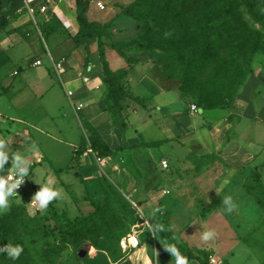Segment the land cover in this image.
Masks as SVG:
<instances>
[{
    "label": "rangeland",
    "instance_id": "374dc122",
    "mask_svg": "<svg viewBox=\"0 0 264 264\" xmlns=\"http://www.w3.org/2000/svg\"><path fill=\"white\" fill-rule=\"evenodd\" d=\"M97 1H102L104 7L99 8ZM155 1L87 0L85 13L87 19L101 29L105 57L111 70L118 72L124 91H140V86L144 91L162 88L174 91V100L182 104L181 109L164 111L159 97L155 101L153 97L146 98L148 101L143 107L124 97L117 118L125 121L121 126L124 134L133 136L136 141L135 137L143 132H152L149 127H146L147 132L142 131L144 120H155L156 126L162 127L164 116L172 118L171 122L166 121L167 124H173L177 119L185 129L172 130L163 135L162 140L153 138L150 152L143 156L144 159H134L136 170L132 179L125 176L128 168L120 158L114 159L113 151L104 156V164H98L90 157L83 164L75 159L74 170L67 175L71 191H67L64 200H54L42 211L34 207L33 196L39 191L35 186L41 187L47 160L37 165L40 163L38 144L32 138L23 142L16 132L15 126L22 128V123L14 121L8 127H0V138L7 140L10 152L21 154L32 162L28 183L11 199L8 211L0 214H8L7 230L9 222L14 223V231L8 235L13 238L7 241L33 238L18 260L12 261L3 253L0 254V264H145L146 257L155 261L157 253L159 264H174V258L166 250L168 245L158 232L155 236L148 232L149 222L153 225L166 222L183 248L199 256L206 254L207 264H264V208L261 205L264 201V0H248L247 7L239 2L238 15H224L221 20L203 25L195 32L196 45L206 51L202 56L207 59L205 73L215 63L216 55L224 54L221 48H213L216 44H224L229 38L235 46L239 47L243 42L248 48V56H244L247 64L242 67L245 69L244 78L235 90L232 102L207 111L198 108L200 103L192 96L193 91L182 90L184 84L190 90L195 89L197 78L187 76V71L191 70L186 63L187 54L180 51L182 42L179 37L171 36L172 22L168 18L173 12L168 4L170 0H157L168 6L164 16L159 14V17H165L162 28L151 18L138 16L143 8ZM171 1L179 4L183 0ZM206 1L204 12L210 16L223 11L231 2ZM31 6L33 13L24 0H0V87H14L17 80L23 81L28 74V71L22 72L25 66L30 67L38 58L41 59L42 73L32 71L29 79L33 81L43 74L46 78L51 77L52 80L47 81L52 83L53 62L62 60L67 65L63 70L66 77L73 79L79 88L78 79L90 74L92 60L94 71L101 67L97 37L90 38L85 48L79 47L73 52L71 35L75 24L72 26L66 21L68 29L50 13L46 16L36 10V6ZM65 8L70 10V6ZM168 20L170 25L166 22ZM173 23L185 26L181 19L175 18ZM29 37L35 39V48H32ZM164 37L172 40L171 45L165 44L171 52L179 50L174 61L170 62L168 52H161L157 45L155 50L148 49L154 38ZM87 53L89 62L85 64ZM235 54L238 55L236 62L241 63L240 54H243L237 49ZM53 73L56 75L55 71ZM33 87L31 91H44L41 87ZM49 91L53 92L57 104L67 108L62 86L60 88L55 81ZM212 92L196 93L210 98ZM191 105H195L198 111H192ZM104 108L110 118L106 105ZM200 116L203 125H212L206 134L196 131ZM220 120L226 121L224 127L219 128ZM84 122L88 137V133L94 131L93 121L85 118ZM33 143L37 145L36 153L31 149ZM246 151L247 159L237 168L218 156L222 152L236 154ZM162 160L167 161V167L162 166ZM85 165L94 167L92 178L96 179V182L92 181L96 186L94 189L90 188L91 181L86 184L87 192L82 187L81 191L76 190L77 185H83L80 184L83 179L79 169ZM10 167L11 156L5 170H11ZM112 170L117 174H112ZM226 196H231L237 204L231 214L223 212ZM92 201L101 203L99 211L93 212ZM154 208L160 209L155 215L152 214ZM90 212L93 217L83 228H78L74 223ZM210 230L215 231V237L203 241V233ZM128 233H135L139 239V246L133 250H123L119 245L120 239ZM81 250L86 253L80 255ZM189 264L202 263L191 259Z\"/></svg>",
    "mask_w": 264,
    "mask_h": 264
},
{
    "label": "crops",
    "instance_id": "0c3cea01",
    "mask_svg": "<svg viewBox=\"0 0 264 264\" xmlns=\"http://www.w3.org/2000/svg\"><path fill=\"white\" fill-rule=\"evenodd\" d=\"M24 1L29 3L30 5L36 6L41 0ZM67 1L68 0H56L51 2L49 1L47 3V10L44 12V14L47 16V14L50 13L59 20V23L62 26H65L66 28H68L66 21H70V23H72V26L73 24H75V33L77 30L74 13L75 4L74 1ZM65 5L70 6V10L66 9ZM29 41L30 43H32V48H35V39L33 37H29ZM77 48L79 47H74L73 52ZM66 58L68 60L70 58L69 55ZM33 61L30 67L25 66L24 70L22 71H28V74L24 77L23 81H21L20 79L17 80L18 82H16L14 87H0V127H8L9 125L14 124V121H18L23 124L22 128H17V126H15L16 132H19L18 134L23 142L29 140L28 138H32L38 144L40 155V157L38 158L40 159V163H38L37 165L43 163V161L45 160H47L48 162L46 169L47 171L43 172L42 175V183L47 177L49 178L51 176V178H53L56 182V187L62 188L65 194L67 193V191H71L70 188H72L70 187L71 183L69 182V177L67 175L73 172L74 168H72V166L75 163V159L82 162L81 164H83L84 162H88L87 157L80 156L79 158H76L74 153L75 148H77L78 146H83L86 144V141H89L88 137L85 134V118H88V120L92 119L94 131L97 132L106 146L114 152V154H112V156H114V159L120 158L123 164L128 168V172L125 173V176H128L129 179H132L135 176L136 168L134 167L133 163L134 159H144L143 156L150 152V146L154 141L153 138H159L160 140H162L163 138H165L163 135H166L172 130H177L178 128L185 129L184 125H180L179 123H177V119L174 118L173 124H167L166 121L171 122V117L167 118L166 116H164L162 127H158V125L156 126L155 120H144L141 124L142 131L147 132V129L149 127L150 129H152V132H143L142 135L139 136L140 138L135 137L137 142L133 141V136L125 135L122 127L119 125H113L111 123V119L106 115L107 112L104 110V97L106 91L100 77L101 67L97 71H94L93 60L92 65L90 66V74L81 75V77H79V88L75 86V81L71 78L66 77L65 73L63 72V70H65V68L67 67L66 62L58 60L62 64V70L59 74L60 77L57 73L56 75L55 73H53L55 70L52 71L53 78L60 85V88L62 86V81L67 88H70L73 91V101L83 103V107L78 111H74L72 109L64 90L62 91V93L67 102V108H64L62 105L57 104L54 99L53 92L49 91V89L55 83L54 80L52 83H48L47 80H52L51 77L46 78L47 76L42 74L40 76H36L33 81L29 79L30 72L41 71L42 73L43 70L39 67L41 66V64L33 65ZM83 76H87L89 78L88 81H82ZM29 82L33 83L30 84ZM68 84H71L72 86L69 87L67 86ZM33 85L38 88L41 87L44 91H31V89H34ZM139 88L140 91H130L129 93L133 96L142 97L144 99V104L146 101H148L146 98L150 97L151 99L153 97L155 101L156 97H159L160 102L162 103L161 108H163L164 111L171 108L181 109L182 107L181 102H179L177 99L174 100L173 97L176 94L174 91L163 90L162 88L157 89L155 87L150 89V91H144V88H142L141 86ZM143 106L145 105H141V107ZM50 107L53 109H51ZM201 116L200 118L197 117L198 120L196 123V131H200L203 134H206L208 130L211 129L212 125H203L204 121L203 119H201ZM176 123L178 124L177 127L175 126ZM225 125V120H220L218 123L219 128L224 127ZM138 126L139 125H137V128H139ZM157 127L160 129H158ZM158 134H161L163 137H159ZM139 142L141 143L139 144ZM246 153L238 152L236 154H232L229 152H222L219 153L218 156H220L227 162L229 161L237 168L240 167V163L244 159H247L248 153ZM103 161L105 163L104 156H102L101 163H103ZM93 170L95 169L91 165L80 167L79 174L83 179L82 181L80 180V184L83 185H77L76 190L81 191L82 187L84 192H87L88 187L86 186V184L90 183V181V188L94 189V187H96L93 185L94 180L96 182V179L92 178V175L94 174ZM111 173L117 174V171L112 170ZM35 188L37 190H40V188L36 186ZM97 190L98 192H100L99 186L97 187Z\"/></svg>",
    "mask_w": 264,
    "mask_h": 264
},
{
    "label": "trees",
    "instance_id": "16d2710c",
    "mask_svg": "<svg viewBox=\"0 0 264 264\" xmlns=\"http://www.w3.org/2000/svg\"><path fill=\"white\" fill-rule=\"evenodd\" d=\"M86 2L87 0H74V13L77 24V30L74 34L71 35V41L74 47L81 46L85 48L90 38L97 37V53L98 60L101 65L100 77L106 88L104 102L107 109L110 111L111 123L113 125L123 126L125 125V121H119L117 119L119 116V111L121 110V100L124 97H128L140 103L141 105H144V99L139 96H133L129 92L124 91L123 87L119 82L118 72L111 70V68L109 67V63L105 57L103 43L100 40L101 29L97 24L91 23L87 19L85 13ZM239 2L245 5V7H247L248 0H231V2H228V6L224 8L223 11H219L214 15L210 16L208 15V13L204 12V9L207 5L206 0H183L179 4H176L171 0L168 1L170 10H172L173 12L172 16L168 18L170 22H172L171 28H169L171 30V36L179 37V42H182V48L180 49V51L184 50V52L187 54L186 63L189 67H191V70L187 71L189 72L187 76L197 78V82L194 86L195 89L190 90L188 89L187 85L184 84L182 90L193 91L192 96L196 97L197 101H199L200 104L198 108H200L201 110L207 111L213 108H219L225 105H229L232 102L234 92L242 84L244 78L245 69L242 67H246L247 64V60L244 56H248V53L246 51L248 48L243 42H240L239 47L235 46L234 42L232 40L230 41L229 38L225 40L224 44H216V47L213 48H216L218 50L221 48L224 51V54L220 57L216 55V57L214 58L215 63L212 64L210 70L205 73V71L208 70L206 69L207 67L205 63L207 59H204L202 56L205 55L206 51L204 47L201 48L200 45H196L197 37L195 32L197 31V29H200L201 26L203 27V25L206 26L211 23H214V21L221 20L224 15L236 13L237 10L240 8ZM167 7L168 6L166 2L161 3L156 0L153 5L143 8L138 16L141 15L144 18L149 17L152 19L153 22H156V24L160 28H162V19L165 18L163 16ZM161 13L163 14V16L161 17L160 15L159 17V14ZM236 14L238 15L239 13ZM206 15H208V17L204 19V16ZM175 18L181 19L183 22L186 23L183 24L185 25L184 28L181 27V25L173 23V19ZM169 20L166 21L168 22V24ZM150 44V48H148L150 50H155L154 47L155 45H157L160 47L161 52H168V54L170 55V62L171 60L174 61L176 58H178L177 54L179 50L177 51V53H175L174 51L171 52L169 46H165V44H172L171 39H166L165 37L163 39L154 38ZM186 45H188V47H185ZM236 49L238 52H241L243 54H240L242 58L241 63L236 62V58L238 59V55L236 56L235 54ZM88 62L89 54L87 53L85 55L84 63L88 64ZM170 67L172 68V66ZM184 72H186V70H184ZM194 91H204L209 93L211 91L213 92L210 98H206L202 95H198ZM88 140L92 148L97 150L101 156L112 154V151L108 147H106L105 143L102 141L97 132L93 131L92 133H88ZM83 147L84 145L75 148L74 153L76 158H79L81 156V151ZM4 167H6V164L4 165ZM91 204L94 207L93 212L99 211L101 203L97 201H92ZM261 205L264 208V201H262ZM93 212L84 215L78 222H75L74 224L78 225V228H83L85 224L87 225L91 217H93ZM7 216L8 214L0 216V246H4L2 244L3 242L7 243V240L13 238L8 235L10 231H14V223L9 222V229L7 230L5 228V225L8 223ZM162 226L164 228V231L158 232V235L163 239L166 245L169 246L170 244H175L177 247H179L182 254L186 255L189 260L196 259L200 260L202 264H207L206 254L199 256L198 254H195L192 251L183 248L178 240L177 235L172 231L169 225L164 222ZM32 242L33 238H23L21 240L17 239L13 242L9 241L8 243L13 245L21 244L25 248L26 246H30Z\"/></svg>",
    "mask_w": 264,
    "mask_h": 264
},
{
    "label": "clouds",
    "instance_id": "9594fccd",
    "mask_svg": "<svg viewBox=\"0 0 264 264\" xmlns=\"http://www.w3.org/2000/svg\"><path fill=\"white\" fill-rule=\"evenodd\" d=\"M33 153L37 152V145H31ZM11 156V174L5 173L4 165L9 161ZM31 160L26 159L21 154H13L8 149L6 139L0 138V214L8 211L11 199L17 194L16 189L22 184L24 179L29 176L31 168ZM40 190L33 196L34 207L38 210H46L51 202L54 200H64L66 194L62 188L56 187V182L53 178L49 177L46 182L40 184ZM223 212L231 214L236 208L237 204L231 196H226L223 199ZM159 208H154L152 214L155 215ZM164 231L162 225H153L151 222L148 224V232L155 236L157 232ZM215 231L210 230L203 233L201 239L203 241L212 240L215 237ZM138 243V241H135ZM166 250L174 258V264H189V259L186 255L182 254L179 247L175 244H170ZM24 252V247L21 244H9L0 246V254L6 253V257L12 261H16L21 257ZM145 264H159L158 253L155 261L151 257L145 258Z\"/></svg>",
    "mask_w": 264,
    "mask_h": 264
},
{
    "label": "built area",
    "instance_id": "2783aa9c",
    "mask_svg": "<svg viewBox=\"0 0 264 264\" xmlns=\"http://www.w3.org/2000/svg\"><path fill=\"white\" fill-rule=\"evenodd\" d=\"M49 1H56V0H46V2H44V0L39 1V3L36 5V10H39L40 12H45L47 10V3ZM97 6L99 8H103L104 4L102 1H97L96 2ZM27 8L28 10L33 13L34 9L33 6H31L29 3L26 2ZM41 64V59H35L33 61V65H39ZM53 68L55 70V72L58 74H60L61 70H62V64L61 62H53ZM60 77V76H59ZM88 77L87 76H83L82 77V81L86 82L88 81ZM63 90L65 91V95L68 99V102L70 104V106L72 107V109L74 111H78L83 107V103L81 102H75L73 101L72 95H73V91L70 88H67L65 86V84L61 81ZM191 110L192 111H196L197 107L195 105H191ZM81 156L82 157H90L94 162L96 163H100L102 161V156L98 153L97 150L93 149L92 146L90 145L89 141H86V144L84 145L82 151H81ZM161 164L163 167H167V161L166 160H162ZM6 174H11V170H7L5 171ZM29 180V176L26 177L24 179V181L22 182V184L15 190L16 193L18 194L23 188L24 186L28 183ZM135 241H138V243H135ZM119 245L123 250H129V249H135L139 246V239L138 236L135 235V233H128L126 236H123L120 241H119Z\"/></svg>",
    "mask_w": 264,
    "mask_h": 264
},
{
    "label": "water",
    "instance_id": "95a60500",
    "mask_svg": "<svg viewBox=\"0 0 264 264\" xmlns=\"http://www.w3.org/2000/svg\"><path fill=\"white\" fill-rule=\"evenodd\" d=\"M85 253H86L85 250H81L79 254H80V255H84Z\"/></svg>",
    "mask_w": 264,
    "mask_h": 264
}]
</instances>
